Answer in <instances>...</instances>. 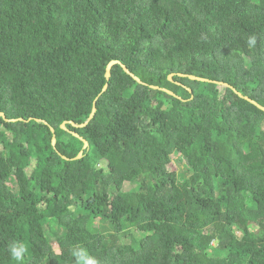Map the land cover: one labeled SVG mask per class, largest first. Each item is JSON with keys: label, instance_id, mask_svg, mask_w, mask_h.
Listing matches in <instances>:
<instances>
[{"label": "trees", "instance_id": "obj_1", "mask_svg": "<svg viewBox=\"0 0 264 264\" xmlns=\"http://www.w3.org/2000/svg\"><path fill=\"white\" fill-rule=\"evenodd\" d=\"M237 90L264 105V0H0V264H264V110Z\"/></svg>", "mask_w": 264, "mask_h": 264}, {"label": "water", "instance_id": "obj_2", "mask_svg": "<svg viewBox=\"0 0 264 264\" xmlns=\"http://www.w3.org/2000/svg\"><path fill=\"white\" fill-rule=\"evenodd\" d=\"M116 64H121L122 66H123V68L126 70V72L127 73H129V74H131L136 80H138L139 82H141V83H144L143 81H142V79L139 77V76H137V75H135L125 64H123L120 60H112L109 64H108V66H107V70H106V76H107V78L109 79L110 77H111V75H112V68H113V66L114 65H116ZM174 74H171L170 75V79H173V76ZM191 77L192 78H194V79H199V80H209V79H207V78H203V77H199V76H196V75H191ZM227 84V83H226ZM153 87H155V88H159V89H162V90H164V91H166V92H168V93H170V94H173V95H176V93L173 91V90H171V89H168V88H165V87H160V86H157V85H152ZM108 88V84H106V86L104 87V90H106ZM237 92L239 93V95H241L242 97H244V98H246V99H248L249 101H251L252 103H254L255 105H257L259 108H261V109H263L264 110V105H262L261 103H259L257 100H255V99H253V98H251V97H249V96H246V95H244L242 92H240V91H238L237 90ZM96 112H97V106H96V103H95V105H94V107H93V111H92V113H91V115H90V117H89V119L85 122V123H82V124H75V125H77V126H86L89 122H90V120L95 116V114H96ZM0 116H2V117H4L5 119H7V120H9V121H17L18 119L17 118H12V119H9V118H7V116H6V114L4 113V112H0ZM22 120L24 119V118H21ZM63 127H65L66 128V126H65V124H63ZM52 130L53 131H55L54 130V128L52 127ZM77 136H80L79 134H77V133H75ZM81 137V139H83V141H84V143H85V145H84V148H86V147H88L89 146V142H88V140H86L85 138H83L82 136H80ZM56 143V139H54V144ZM83 151H81L79 154H78V156H77V158H81L82 156H83Z\"/></svg>", "mask_w": 264, "mask_h": 264}, {"label": "clouds", "instance_id": "obj_3", "mask_svg": "<svg viewBox=\"0 0 264 264\" xmlns=\"http://www.w3.org/2000/svg\"><path fill=\"white\" fill-rule=\"evenodd\" d=\"M247 43L250 47L254 46L256 44L255 37H248ZM27 251L26 245L21 241H12L8 246L9 255L16 264H24ZM72 255L75 257V264H99L98 260L82 246H75Z\"/></svg>", "mask_w": 264, "mask_h": 264}, {"label": "rangeland", "instance_id": "obj_4", "mask_svg": "<svg viewBox=\"0 0 264 264\" xmlns=\"http://www.w3.org/2000/svg\"><path fill=\"white\" fill-rule=\"evenodd\" d=\"M172 158H173L172 167L174 169H177L178 172H180V173L186 172V160L185 159H181L179 154H173ZM11 185H12V187L16 188V184L15 183H12ZM15 190H17V189H15ZM56 249H57V251H59L58 245H56Z\"/></svg>", "mask_w": 264, "mask_h": 264}]
</instances>
